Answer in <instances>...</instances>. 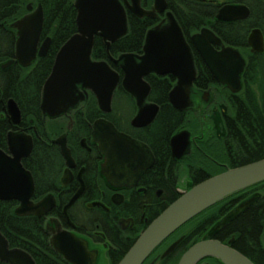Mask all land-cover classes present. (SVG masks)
I'll return each instance as SVG.
<instances>
[{
    "label": "flooded vegetation",
    "instance_id": "1",
    "mask_svg": "<svg viewBox=\"0 0 264 264\" xmlns=\"http://www.w3.org/2000/svg\"><path fill=\"white\" fill-rule=\"evenodd\" d=\"M208 1L214 5L203 10L188 8L189 25L186 29L181 27L195 62L205 66L202 81L198 82L197 77L195 85L210 92L209 101L180 110L171 102L169 92L171 109L182 111L184 119L166 147L160 135L154 141L147 135L153 131L152 127L161 112L160 104L150 99L152 86L148 102L157 104L159 110L147 125L133 123L139 109L135 98L121 82L109 112L100 108L96 95L90 90L85 100L67 112L57 116L45 113L42 107L43 88L51 74L45 76L53 37L43 32L44 7L38 0H15L13 6L0 9V154L7 159L18 160L30 172L34 180L31 197L34 203L49 195L54 199L52 206L42 215L19 214L20 200L0 199V209L1 204L6 205L10 219L40 221L41 234L46 240L44 247L31 245L30 249H25L14 246L0 229L9 242V248L24 250L37 264H44L45 261H51L48 264H72L51 244L52 230L57 226L86 243L94 264H102L104 260L106 264H118V257L129 250L149 223L171 204L177 193L229 168L254 162L256 160L253 159L264 152V0ZM39 4L43 7L44 24L38 50L34 58L24 57L21 61L17 56L18 29L13 23L35 11ZM225 4H244L248 7V15L231 21L219 20L217 14ZM142 5L149 9L153 4L145 6L142 0ZM169 10L172 11L168 6L157 17L148 18L153 19L156 25L166 18ZM128 13L136 16L130 10ZM201 14L215 19L214 24L197 27L193 20ZM203 29L210 31L219 43L212 41V36L202 33ZM194 35L211 41L218 51L227 47L237 50L245 64L238 91H233L212 74L197 48ZM48 37L51 39L50 46L45 55H40L41 46ZM120 54L110 56L116 58ZM97 60H106L112 67L118 68L122 79L124 73L122 68L117 67L118 63L110 57ZM149 75L145 77L147 81ZM155 75L171 78L173 89L177 81L174 75ZM119 90L120 94L117 93ZM91 96L96 98L97 108L103 114L99 118L111 121L120 131L145 143L151 151V157L145 158V163L150 162V165L138 177L126 179L125 185H114L102 174L104 155L93 138L94 123L99 118L89 119L92 113L87 102ZM115 97L118 101L116 110ZM107 114L111 117H106ZM184 130L190 133V145L181 157H177L171 140L176 133ZM64 145L70 149L73 160H68ZM248 199L232 203V208L227 211L226 205L230 201H220L222 206L206 217L207 224L202 229H194V225L186 226V223L167 238L144 264H178L184 252L196 242L212 236H228L226 229L239 220L250 204L225 227L217 230V223ZM15 234L24 238L18 232ZM179 238L182 239L177 247L162 258L165 250ZM261 241L264 244V233ZM260 260L264 264V257ZM0 264L10 263L0 259ZM197 264L222 263L206 257Z\"/></svg>",
    "mask_w": 264,
    "mask_h": 264
},
{
    "label": "water",
    "instance_id": "2",
    "mask_svg": "<svg viewBox=\"0 0 264 264\" xmlns=\"http://www.w3.org/2000/svg\"><path fill=\"white\" fill-rule=\"evenodd\" d=\"M167 0H153L151 8H145L142 0H75L77 9V32L58 51L51 74L43 88V110L51 116L67 112L88 97L91 90L97 97L100 108L109 112L119 83L136 100L138 113L135 125H147L153 121L159 106L148 102L151 85L146 80L149 74H172L177 81L170 91L173 105L186 110L209 101L210 92L197 89V68L194 54L182 27L172 11L166 12L162 22L151 27L145 38L141 54L125 52L110 58L119 63L120 73L106 60L94 59L93 48L96 36H100L109 51L111 44L128 33V10L138 17L155 18L168 8ZM244 4H225L217 14L219 20L231 21L248 15ZM44 24L41 4L30 14L13 23L18 29L17 56L23 61L36 56ZM202 33L212 36L207 29ZM193 39L203 55L212 74L233 91L241 87L240 75L244 61L237 50L231 47L216 50L211 41L200 35ZM51 43L48 37L41 46L40 55H45ZM234 59V60H232ZM93 138L104 155L102 174L114 185H125L126 179L138 177L149 165V147L120 131L111 121L99 118L93 127ZM190 133H176L171 140L175 156L181 157L189 148ZM68 160H73L70 149L65 147ZM0 154V199L21 201L17 213L42 215L54 203L52 195L34 203V180L18 160ZM146 158V159H145ZM264 181V158L229 168L209 177L190 189L182 190L181 196L169 204L154 218L139 235L118 264H144L148 257L173 233L206 209L229 196ZM255 198H249L225 215L216 225L219 230L245 209ZM73 201V200H72ZM52 246L72 264H94L90 260L88 246L73 233L53 228ZM182 238L173 242L162 254L168 256ZM233 239L225 243L216 238L203 239L193 244L181 256L178 264H197L206 257L222 264H255L248 256L236 249ZM0 259L10 264H37L30 254L20 248H9V242L0 230Z\"/></svg>",
    "mask_w": 264,
    "mask_h": 264
},
{
    "label": "trees",
    "instance_id": "3",
    "mask_svg": "<svg viewBox=\"0 0 264 264\" xmlns=\"http://www.w3.org/2000/svg\"><path fill=\"white\" fill-rule=\"evenodd\" d=\"M38 1L43 5L45 11V24L43 32L44 34H49L53 37L52 47L49 55L47 56L46 76L51 72L58 50L73 34L77 32V9L75 7V0ZM208 2L212 1L168 0L170 9L174 12V15L184 29H186L189 25L188 8H198L203 10L204 8L206 9L214 5ZM143 3L145 6H149L153 4V0H143ZM14 4H16L15 0H0V9L13 6ZM15 9L18 11L17 8ZM193 22L197 27H200L202 25L214 24L215 19L208 18L206 15L201 14L198 15L197 18L193 20ZM154 24L155 21L151 18H139L131 13H128V33L116 42L112 43L109 51L107 50L103 39L100 36H96L92 54L93 58L108 59L110 55H117L118 53L123 52H133L138 54L142 53L146 33L151 27L154 26ZM195 63L197 68L198 82H201L202 77H204L203 70L205 69V66L204 64L197 62ZM117 67L121 68L119 63L117 64ZM113 68L117 71H120L116 67ZM147 79L152 86L150 99L156 101L161 106L160 115L157 119V122L152 127L153 131L149 132L147 135H149L150 139L153 141L155 140L156 136L160 135V137H162L163 145L166 147L170 137L180 126V123H182L184 114L182 111H177L174 108L173 110L171 109L172 107L169 103V92L173 86V80L171 78H162L157 77L155 74H150ZM195 86L197 89H201V87H198L197 85ZM117 93L120 94V90ZM114 100V108L116 110L118 101L116 97ZM87 103L89 104V108L92 113V115L89 116L90 120L103 116V114L97 108L96 98L94 96H91V100H89ZM105 116L111 117L108 114ZM261 158H264V152L254 158L253 161L259 160ZM180 196L181 193H177L172 202L178 199ZM252 197L258 201H252L250 203V207L240 216V221L237 219L229 225V227L226 229L228 236H212L211 238H216L227 243L234 236L233 234H235L232 245L248 256L255 264H262L260 258L264 257V248L261 242V235L264 233V181L226 198L225 200H229L230 202L227 203V209L225 211L232 208V203H236L240 199ZM1 206L0 229L9 238L10 242L14 246L30 249L28 247L31 245L34 247H44L46 245V240H44V237L41 234L42 225L40 224V221L10 219V213L8 210L9 208L5 207L6 205L4 204H1ZM220 206H222V203L219 202L216 205L208 208L205 210V212L190 220L186 226H189L190 224L194 225V229L204 227L207 224L206 217L209 214H212V212H215L213 210L215 208H219ZM164 209H162V211ZM15 232L20 233L24 238H22L20 235H16ZM28 240L30 241L29 243H27ZM124 255H120L117 261L119 262ZM257 255L260 258H258ZM217 261L219 262V260ZM50 262L51 261H45L44 264H48Z\"/></svg>",
    "mask_w": 264,
    "mask_h": 264
},
{
    "label": "rangeland",
    "instance_id": "4",
    "mask_svg": "<svg viewBox=\"0 0 264 264\" xmlns=\"http://www.w3.org/2000/svg\"><path fill=\"white\" fill-rule=\"evenodd\" d=\"M130 115V113L128 112L127 113V116H129ZM262 242V241H261ZM262 245L264 246V244H263V242H262ZM105 261V260H104ZM104 261L102 262V264H106V263H104Z\"/></svg>",
    "mask_w": 264,
    "mask_h": 264
}]
</instances>
